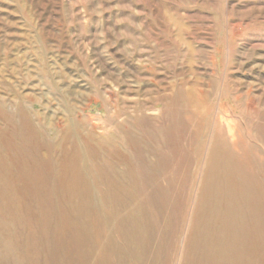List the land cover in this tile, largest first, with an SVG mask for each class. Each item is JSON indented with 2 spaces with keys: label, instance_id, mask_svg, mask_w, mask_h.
Listing matches in <instances>:
<instances>
[{
  "label": "rangeland",
  "instance_id": "obj_1",
  "mask_svg": "<svg viewBox=\"0 0 264 264\" xmlns=\"http://www.w3.org/2000/svg\"><path fill=\"white\" fill-rule=\"evenodd\" d=\"M0 264H264V0H0Z\"/></svg>",
  "mask_w": 264,
  "mask_h": 264
}]
</instances>
